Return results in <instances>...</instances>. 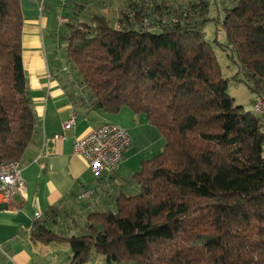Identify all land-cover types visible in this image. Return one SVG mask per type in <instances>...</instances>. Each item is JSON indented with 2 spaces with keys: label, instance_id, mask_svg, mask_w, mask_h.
<instances>
[{
  "label": "trees",
  "instance_id": "obj_1",
  "mask_svg": "<svg viewBox=\"0 0 264 264\" xmlns=\"http://www.w3.org/2000/svg\"><path fill=\"white\" fill-rule=\"evenodd\" d=\"M208 5L128 0L117 24L103 14L63 22L68 68L57 77L71 100L86 111L142 113L164 146L124 180L134 193L120 189L112 208L82 219L50 206L34 219L32 242L67 243L70 264L92 253L108 264H264V116L227 95L203 36ZM221 5L226 45L264 96V0ZM24 19L20 0H0V162L20 163L40 135L22 61Z\"/></svg>",
  "mask_w": 264,
  "mask_h": 264
},
{
  "label": "crops",
  "instance_id": "obj_2",
  "mask_svg": "<svg viewBox=\"0 0 264 264\" xmlns=\"http://www.w3.org/2000/svg\"><path fill=\"white\" fill-rule=\"evenodd\" d=\"M20 3L25 18L22 61L24 70L29 72L25 74L40 123V135L20 162L26 195L23 197L16 193L10 203L0 202V244L7 245L11 253L10 260L5 264L38 262L30 256V252L36 254L40 245L52 244L34 243L29 238L36 211L43 216L50 206L79 209V203L83 200L87 203L85 210L90 208L89 204L99 205L100 208L95 206L97 209L112 207L114 196L122 189L124 182L118 176V171L128 160L125 156L126 148L115 171L95 176L85 159L73 153L76 138L86 135L108 120L104 113L86 111L84 106L71 100L67 88L57 79L58 67L49 71L44 53L43 28L47 26L46 21L40 15L36 17L39 8L33 0H20ZM72 116L73 124L63 131L62 123ZM56 133H64V138L52 140ZM112 185H116V189ZM130 187L136 189L133 185ZM85 192H91L90 196H83ZM29 245L31 249H28ZM63 248L68 250L69 246L64 245Z\"/></svg>",
  "mask_w": 264,
  "mask_h": 264
},
{
  "label": "rangeland",
  "instance_id": "obj_3",
  "mask_svg": "<svg viewBox=\"0 0 264 264\" xmlns=\"http://www.w3.org/2000/svg\"><path fill=\"white\" fill-rule=\"evenodd\" d=\"M229 0H208L207 17L210 19L205 22L203 27V36L205 41L211 46L214 57L220 66L223 77L226 80V93L233 99L234 104L242 105L245 111H249L253 116L260 117L261 114L252 110V100L257 93L254 89V81L247 80L243 70L237 65L233 51L226 45L224 33L221 30L220 20L223 15V5ZM128 0H45L38 6L39 12L37 18L46 21L47 26L43 28L45 43V58L49 65V71H54L56 67L65 65L64 53L66 41L59 37L63 32L64 23L61 18H68L69 22L76 20L88 21L92 14H103L107 17L111 24H117L121 9L124 8ZM83 4L82 7H75V4ZM75 7V8H74ZM71 8H74L73 12ZM64 21V20H63ZM65 22V21H64ZM153 33L160 31L159 28H151ZM64 68H68L64 66ZM27 75L28 71L25 70ZM50 72V73H51ZM57 79H59L57 77ZM72 79V78H71ZM68 80V79H67ZM106 120L127 127L131 135V143L128 145L125 156L128 160L121 165L118 176L123 180L127 179L128 174L139 169V163L142 159L162 151L164 146V138L159 131L147 120L142 113H134L128 107L124 106L118 113L104 114ZM120 178V179H121ZM122 189L127 194L134 193L136 189H132L130 184L123 182ZM116 189V185H112ZM132 186V185H131ZM110 187V186H109ZM109 199V197H107ZM83 200V199H79ZM79 203V209H72L82 219L83 213L92 209L100 208L99 205L91 206L84 209L87 203ZM107 203L106 205H108ZM114 203L112 204L113 207ZM97 206V207H95ZM110 206L102 207L103 209L112 208ZM70 208H67L69 210ZM76 215V216H77ZM75 217V216H74ZM70 219V218H69ZM63 222V221H62ZM64 223V222H63ZM57 230V229H56ZM71 232H65L70 234ZM68 245L65 242H54L49 246L40 245L36 254L30 252V256L41 264H70L72 253L70 249L63 248ZM54 246V247H53ZM31 249V245L29 248ZM10 252L7 245L0 244V264L7 263L10 260ZM92 258L84 264H108L106 260L92 253ZM111 264H134L132 262L111 263Z\"/></svg>",
  "mask_w": 264,
  "mask_h": 264
},
{
  "label": "built area",
  "instance_id": "obj_4",
  "mask_svg": "<svg viewBox=\"0 0 264 264\" xmlns=\"http://www.w3.org/2000/svg\"><path fill=\"white\" fill-rule=\"evenodd\" d=\"M38 6L45 0H33ZM64 2L65 0H59ZM61 22L67 20L61 18ZM64 20V21H63ZM252 110L264 116V96L257 94L252 100ZM74 122V117L66 119L62 123L63 131L68 130ZM64 138V133H56L52 140ZM131 142L129 130L120 124L105 121L96 126L86 135L76 138L73 143V153L82 156L88 168L95 176L103 172H113L121 162L124 152ZM39 157V156H38ZM26 195V184L21 176L20 163L17 161L0 162V202L10 203L14 194ZM91 192H85L83 196H90ZM35 219L42 217L36 211ZM31 264H41L33 262Z\"/></svg>",
  "mask_w": 264,
  "mask_h": 264
}]
</instances>
